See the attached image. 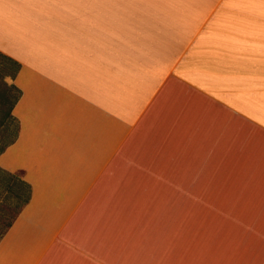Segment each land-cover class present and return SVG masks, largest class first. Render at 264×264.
<instances>
[{
	"label": "crops",
	"instance_id": "1",
	"mask_svg": "<svg viewBox=\"0 0 264 264\" xmlns=\"http://www.w3.org/2000/svg\"><path fill=\"white\" fill-rule=\"evenodd\" d=\"M0 53V264H264V0H0Z\"/></svg>",
	"mask_w": 264,
	"mask_h": 264
},
{
	"label": "rangeland",
	"instance_id": "2",
	"mask_svg": "<svg viewBox=\"0 0 264 264\" xmlns=\"http://www.w3.org/2000/svg\"><path fill=\"white\" fill-rule=\"evenodd\" d=\"M14 70H16V65H14V63H12V61H10L9 59H6L5 56L0 53V150H2L9 142L14 140L18 133V123L10 113H12V109L19 91L12 84V77L7 75V73H12ZM208 171L210 170L208 169ZM211 181L208 180L207 182V196L214 197L217 194L219 198L226 199L227 201L235 197V195H231V191H229L228 189L219 190L216 193L213 186V176ZM209 187L212 189H210ZM2 196L5 197L4 195ZM17 211L18 207H16V205L5 200L0 205L1 225L8 226ZM199 224L200 223L198 221L189 223V225H191L192 233L193 231H195V228H197ZM3 231L4 229L1 227L0 233H2ZM173 250L175 256L180 261H183V259L186 258V255L189 253V250H187L186 253H183L181 250L176 249V247H174Z\"/></svg>",
	"mask_w": 264,
	"mask_h": 264
},
{
	"label": "trees",
	"instance_id": "3",
	"mask_svg": "<svg viewBox=\"0 0 264 264\" xmlns=\"http://www.w3.org/2000/svg\"><path fill=\"white\" fill-rule=\"evenodd\" d=\"M2 54V53H1ZM3 55V54H2ZM4 56V55H3ZM5 58L6 59H9L10 61H12V63H14V65H16V62L15 61H13L12 59H10V58H8V57H6L5 56ZM16 71H17V65H16V70H14L12 73H7V75H9V76H12V77H14L15 76V74H16ZM18 89V88H17ZM18 91H19V94H18V96L16 97V100H15V103L17 102V100L19 99V97H20V90L18 89ZM13 110V109H12ZM10 114H12V113H10ZM17 136V135H16ZM16 138V137H15ZM14 140H12L11 142H9L6 146H8L10 143H12ZM5 146V147H6ZM4 147V148H5ZM3 148V149H4ZM2 149V150H3ZM2 150H0V151H2Z\"/></svg>",
	"mask_w": 264,
	"mask_h": 264
}]
</instances>
